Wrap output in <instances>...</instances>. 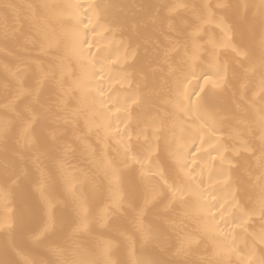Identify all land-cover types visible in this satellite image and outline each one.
<instances>
[{
    "label": "snow or ice",
    "instance_id": "snow-or-ice-1",
    "mask_svg": "<svg viewBox=\"0 0 264 264\" xmlns=\"http://www.w3.org/2000/svg\"><path fill=\"white\" fill-rule=\"evenodd\" d=\"M117 7L3 5L0 264H264V0Z\"/></svg>",
    "mask_w": 264,
    "mask_h": 264
},
{
    "label": "bare ground",
    "instance_id": "bare-ground-1",
    "mask_svg": "<svg viewBox=\"0 0 264 264\" xmlns=\"http://www.w3.org/2000/svg\"><path fill=\"white\" fill-rule=\"evenodd\" d=\"M33 0H0V18L3 15V5L4 4H26L31 3ZM107 3H111L113 5H117L118 7L114 9V12L120 14L122 16L131 17L137 13V9H134L133 5H138L146 2H153V3H165V2H172V3H193V2H200V3H227L229 0H106ZM231 2H237V0H231ZM239 2L243 3L245 0H239ZM214 23V22H213ZM121 37L117 36L116 40L119 41ZM116 86L115 80H108L105 79L103 83V87L106 90H111L113 87ZM115 111V109L113 110ZM223 195V193H221ZM0 211H3L0 208ZM213 258L211 255V250H205V246H201L200 249L193 251L188 257H186L189 264H199L202 260H207Z\"/></svg>",
    "mask_w": 264,
    "mask_h": 264
}]
</instances>
